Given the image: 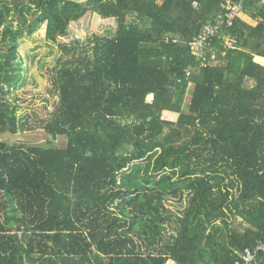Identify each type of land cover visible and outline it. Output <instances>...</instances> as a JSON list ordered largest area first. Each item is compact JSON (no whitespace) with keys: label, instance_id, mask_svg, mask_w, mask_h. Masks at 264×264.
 I'll list each match as a JSON object with an SVG mask.
<instances>
[{"label":"trees","instance_id":"obj_1","mask_svg":"<svg viewBox=\"0 0 264 264\" xmlns=\"http://www.w3.org/2000/svg\"><path fill=\"white\" fill-rule=\"evenodd\" d=\"M222 1L0 0V134L28 124L9 93L45 26L60 59L43 129L66 138L0 141V264H236L264 241V5L241 2L257 24L239 14L214 59L188 48ZM94 13L112 36L60 41Z\"/></svg>","mask_w":264,"mask_h":264},{"label":"rangeland","instance_id":"obj_2","mask_svg":"<svg viewBox=\"0 0 264 264\" xmlns=\"http://www.w3.org/2000/svg\"><path fill=\"white\" fill-rule=\"evenodd\" d=\"M116 22L114 18H101L97 14H86L78 21L71 22L69 34L60 41L69 42L75 39L84 40L90 33L112 36ZM45 26L36 30L20 43L19 52L24 68V77L17 87H14L9 98L20 106V114H25L28 124L16 134H0V141L12 145H43L65 146L66 138H53L43 129V124L57 104L52 77L54 68L58 66L60 53L56 45L48 44L44 39ZM189 95L187 94V99ZM164 117L175 119L176 114L164 112Z\"/></svg>","mask_w":264,"mask_h":264},{"label":"built area","instance_id":"obj_3","mask_svg":"<svg viewBox=\"0 0 264 264\" xmlns=\"http://www.w3.org/2000/svg\"><path fill=\"white\" fill-rule=\"evenodd\" d=\"M231 2L229 0L222 1L220 3L221 12H219L216 18L212 21L205 23L199 30V32L193 36L188 42V48L190 53L200 60L201 64H205L206 61L215 58V50L212 46V41L215 36H217L223 28L230 27L233 20L239 16L241 2ZM260 4L264 5V0H259ZM198 3H194V7H197ZM224 48L234 47L233 38L226 36L224 38ZM212 53L208 55V51ZM189 73H187V76ZM190 85V83H189ZM259 254L264 255V241L257 242L254 246L248 247L244 250L241 260L236 264H255Z\"/></svg>","mask_w":264,"mask_h":264},{"label":"crops","instance_id":"obj_4","mask_svg":"<svg viewBox=\"0 0 264 264\" xmlns=\"http://www.w3.org/2000/svg\"><path fill=\"white\" fill-rule=\"evenodd\" d=\"M240 18L242 20H244L247 24L251 25V26H255L257 24V22L252 19L251 17H249L248 15L246 14H240ZM255 61L258 62L259 64L263 65L264 66V57H261V56H255ZM176 119V118H175ZM167 264H176L174 261L172 260H168L167 261ZM256 264H264V261L263 259L259 258L256 262Z\"/></svg>","mask_w":264,"mask_h":264}]
</instances>
